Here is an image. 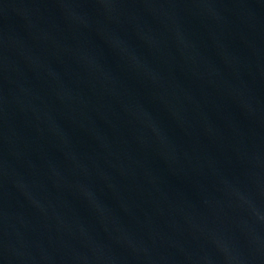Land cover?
I'll return each instance as SVG.
<instances>
[{"label":"water","instance_id":"95a60500","mask_svg":"<svg viewBox=\"0 0 264 264\" xmlns=\"http://www.w3.org/2000/svg\"><path fill=\"white\" fill-rule=\"evenodd\" d=\"M0 264H264V0H0Z\"/></svg>","mask_w":264,"mask_h":264}]
</instances>
